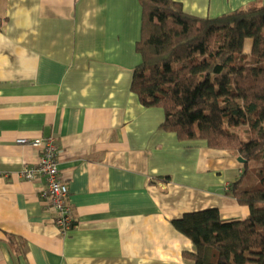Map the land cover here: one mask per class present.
Segmentation results:
<instances>
[{"label": "crops", "instance_id": "obj_1", "mask_svg": "<svg viewBox=\"0 0 264 264\" xmlns=\"http://www.w3.org/2000/svg\"><path fill=\"white\" fill-rule=\"evenodd\" d=\"M175 1L199 18L264 6ZM141 29L139 0H0V264H193L173 221L211 209L249 217L227 194L250 183L242 156L180 140L132 91ZM22 138L55 140L66 234L42 197L46 178L21 175L42 157Z\"/></svg>", "mask_w": 264, "mask_h": 264}, {"label": "trees", "instance_id": "obj_2", "mask_svg": "<svg viewBox=\"0 0 264 264\" xmlns=\"http://www.w3.org/2000/svg\"><path fill=\"white\" fill-rule=\"evenodd\" d=\"M139 1L141 62L132 91L143 106L164 110L165 131L247 161L250 183H236L227 194L249 207V217L225 222L211 209L173 221L195 248L184 258L193 264H264V6L199 18L175 0Z\"/></svg>", "mask_w": 264, "mask_h": 264}, {"label": "built area", "instance_id": "obj_3", "mask_svg": "<svg viewBox=\"0 0 264 264\" xmlns=\"http://www.w3.org/2000/svg\"><path fill=\"white\" fill-rule=\"evenodd\" d=\"M20 145H31L42 152L41 161L36 167H26L21 172L22 177L34 181L36 177L46 178V187L42 192L43 199L57 211L56 226L66 234L74 225L71 207L69 205V187L59 174L58 149L55 140L22 138L17 141Z\"/></svg>", "mask_w": 264, "mask_h": 264}, {"label": "water", "instance_id": "obj_4", "mask_svg": "<svg viewBox=\"0 0 264 264\" xmlns=\"http://www.w3.org/2000/svg\"><path fill=\"white\" fill-rule=\"evenodd\" d=\"M239 161H240L241 163H247V161H246L245 159H243L242 157L239 158Z\"/></svg>", "mask_w": 264, "mask_h": 264}, {"label": "rangeland", "instance_id": "obj_5", "mask_svg": "<svg viewBox=\"0 0 264 264\" xmlns=\"http://www.w3.org/2000/svg\"><path fill=\"white\" fill-rule=\"evenodd\" d=\"M244 129L242 128L241 131H243Z\"/></svg>", "mask_w": 264, "mask_h": 264}, {"label": "bare ground", "instance_id": "obj_6", "mask_svg": "<svg viewBox=\"0 0 264 264\" xmlns=\"http://www.w3.org/2000/svg\"><path fill=\"white\" fill-rule=\"evenodd\" d=\"M247 49H248V46H247Z\"/></svg>", "mask_w": 264, "mask_h": 264}]
</instances>
